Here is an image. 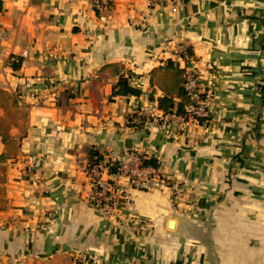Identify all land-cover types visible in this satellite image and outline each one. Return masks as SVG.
Instances as JSON below:
<instances>
[{"label":"crops","instance_id":"1","mask_svg":"<svg viewBox=\"0 0 264 264\" xmlns=\"http://www.w3.org/2000/svg\"><path fill=\"white\" fill-rule=\"evenodd\" d=\"M167 59L210 118L136 128L165 114L150 73ZM115 64L140 94L114 93ZM0 89V264H264V0H0ZM90 147L156 158L186 191L132 189L107 213Z\"/></svg>","mask_w":264,"mask_h":264},{"label":"built area","instance_id":"2","mask_svg":"<svg viewBox=\"0 0 264 264\" xmlns=\"http://www.w3.org/2000/svg\"><path fill=\"white\" fill-rule=\"evenodd\" d=\"M188 0H148L150 7L168 8L172 12H177L179 7ZM99 3V0H96ZM14 61H21L13 57ZM11 62V63H12ZM185 88L192 99V103L187 107V114L184 117L196 119L198 117L210 118V109L207 104L208 94L200 89V81L197 75L191 71H185ZM177 117L175 112L159 114L153 104L140 108L134 116L135 122L144 119L145 122L162 121ZM102 157L95 163L91 171L85 170L90 179L92 188V198L98 208L113 213L119 201L131 203L130 190H154L171 188L175 196L185 193V186L167 173L158 171L151 165H145L143 157L133 150L117 152L109 150L102 153ZM109 162L116 164L115 171L109 172ZM113 174L115 178H125L127 184H121L116 179L106 180L105 176Z\"/></svg>","mask_w":264,"mask_h":264},{"label":"trees","instance_id":"3","mask_svg":"<svg viewBox=\"0 0 264 264\" xmlns=\"http://www.w3.org/2000/svg\"><path fill=\"white\" fill-rule=\"evenodd\" d=\"M21 61H14L11 63L13 68H18ZM122 66L113 65L112 69L119 75V80L114 87L115 94L127 95V94H140L139 88L133 87L128 82V76L124 73H120ZM185 69L179 66L174 60L167 59L163 65L154 68L150 73V82L153 85H157L162 91L163 95L159 98L158 107L165 113L175 111L177 114L186 115L187 107L192 103L190 95L187 93L185 88ZM0 97L2 100L8 99V95L5 91L0 89ZM10 99V98H9ZM8 99V100H9ZM3 102H0V104ZM13 104L16 106L17 103L14 100ZM209 118L198 117L197 120L203 122ZM145 123L144 119L140 122H132V126L138 128L143 126ZM7 126L0 116V134L3 138L7 137ZM102 157V154L98 148L90 147L87 152V163L86 170L91 171L92 166L97 163ZM145 165L157 166L158 160L156 158L143 157ZM116 164L109 162V172L115 171Z\"/></svg>","mask_w":264,"mask_h":264},{"label":"rangeland","instance_id":"4","mask_svg":"<svg viewBox=\"0 0 264 264\" xmlns=\"http://www.w3.org/2000/svg\"><path fill=\"white\" fill-rule=\"evenodd\" d=\"M12 59V58H11ZM12 61L10 60V63H11ZM0 98H2V97H0Z\"/></svg>","mask_w":264,"mask_h":264}]
</instances>
